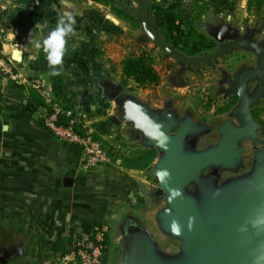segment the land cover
<instances>
[{
	"label": "crops",
	"instance_id": "0c3cea01",
	"mask_svg": "<svg viewBox=\"0 0 264 264\" xmlns=\"http://www.w3.org/2000/svg\"><path fill=\"white\" fill-rule=\"evenodd\" d=\"M209 1L149 0L148 4L158 2L168 7L182 19V27L186 25L203 34L198 25L205 15L211 12L230 16L225 9L213 10ZM139 7L140 0H3L0 3L1 50L14 60L22 76L15 82L0 79V235L16 238L13 260L17 264H63L59 258L70 242L88 237L98 228L109 230V236L114 230L120 250L122 225L130 218L142 220L152 231L150 214L135 213L129 206L138 184L143 196L142 189L155 190L157 183L146 181L144 173L154 180L149 171L157 151L141 145L132 135L137 149L123 158L145 149L153 150L154 158L145 168L129 166L116 156L108 165L85 170L81 147L57 139L42 123L43 107L36 108L27 100L30 90H36L30 86V80L38 77L47 84L46 95L57 105L80 106L87 125L97 136L100 127L94 120L102 123L107 119L117 129L125 128L122 120L118 124L110 122L113 104L101 93L120 82L110 76L128 80L127 86L137 85L123 76L121 62L126 56L142 51L132 34L140 24ZM65 10L73 14L76 23L74 33L67 38L60 75L52 76L44 52L35 43L55 27L58 16ZM153 15L152 11L148 13L149 26L151 23L152 32L158 31L161 36L162 30L155 29ZM226 22L234 25L231 20ZM236 26L242 31L247 24ZM261 33L264 35V26ZM145 44L140 47L150 45ZM174 81L180 85L177 77ZM122 92L125 93L123 88ZM262 100L264 97L251 109ZM65 177L72 180L68 186L64 185ZM156 231L160 237H167L158 227ZM118 248L114 246L112 255L107 251L105 264L114 263Z\"/></svg>",
	"mask_w": 264,
	"mask_h": 264
},
{
	"label": "water",
	"instance_id": "95a60500",
	"mask_svg": "<svg viewBox=\"0 0 264 264\" xmlns=\"http://www.w3.org/2000/svg\"><path fill=\"white\" fill-rule=\"evenodd\" d=\"M148 2L141 0L140 6L143 36L163 50L167 57L189 65L244 46L255 52L257 66L240 75L235 73L234 81L229 82L230 93L238 97L230 116H234L241 126L226 120L219 128L221 135L218 142L196 151L185 150L189 146L185 144V139L190 134L204 130L205 125L192 118H179L175 107L166 106L163 110L152 108L149 102H142L138 97L123 93L120 85L109 86L112 91L106 98L113 104L110 122L118 124L122 120L125 125H130L131 134L139 139L141 145L157 151L156 161L149 173L157 180L154 192L160 196L165 191L170 208L159 210L155 220L158 230L178 240L177 247H163L159 238L141 220L130 218L125 228L121 229V248L113 264H258L257 257H264V225L254 226V222L264 219V149H260L255 156L247 178L240 184L233 183V193H228L224 184L217 191L219 195H213L208 201L201 198L203 204L201 201L194 204L183 194L182 189L192 179H198L209 167L218 170L229 168L234 157L239 156L234 152L235 140L250 138L255 128L263 130V126L254 119L251 107L264 97V45L261 42L234 40L237 27L223 23L214 29V39H229V43L215 53L189 59L172 46L164 44L150 30ZM173 75L177 76L175 72ZM257 79L256 91L249 96L247 86ZM173 129L176 130L172 132ZM161 132L168 138L166 148L158 142ZM160 169L170 173L167 184L156 175ZM71 181V178L65 177L64 185L68 186ZM172 189L181 190L182 195L170 198ZM189 217L195 218L191 231L187 226ZM173 219L181 225L179 235L170 230ZM259 264H264V261Z\"/></svg>",
	"mask_w": 264,
	"mask_h": 264
},
{
	"label": "rangeland",
	"instance_id": "374dc122",
	"mask_svg": "<svg viewBox=\"0 0 264 264\" xmlns=\"http://www.w3.org/2000/svg\"><path fill=\"white\" fill-rule=\"evenodd\" d=\"M0 1V3H2ZM214 3V5H213ZM208 5L212 7L213 10H217L218 7L225 9L227 12H229L230 16H225L224 15H216L211 14V12L208 15H205L203 19H200L201 24H204L206 22H210V25L212 26L211 29L208 30H203V34L205 37L209 40V45L206 50H203V53L196 57H187L189 59H194V58H199L202 57L203 54H206V52L217 49L220 45L223 44V41L225 40H215L214 39V29L217 27L219 24L227 23L226 21L231 20V22L234 24L232 26L237 27L236 25L240 24H247L249 28H254L256 26V23L259 25H264V0H210L208 2ZM140 6H141V0H140ZM140 10V7H139ZM206 17V18H205ZM139 23L137 24L136 29L134 28L132 30V34L135 39V43L137 46H139V50L145 51L148 54L151 55L152 57V65L156 72L160 76V81L157 85H147V86H127L130 82L128 80L115 77V76H110L109 78H112L116 81H120L119 83L117 82V85H120L123 88V91L129 95H132L134 97L140 98L142 102H149V105L152 108H159L163 110L166 106L170 107H177L176 105L182 106V110H185L184 113H179V109L177 108V114L179 118L186 119V118H192L193 120L205 125L204 130H200L199 132L195 134H190L186 137L185 139V144L189 145L188 147L185 148V150H191V151H196V150H202L208 146L214 145L215 143L212 142L210 139L209 135L210 133H220L219 128L220 126H216L212 130L210 129V122H214L215 119L213 116H215V107L216 103L215 100L217 97H214V94L212 93L211 87L213 86L212 80H215L217 77L220 78L219 73L217 71H214V69L217 67V64H233L234 63V57L239 55L241 51H230V53L223 54L221 56H218L215 59H210L206 61H202L199 63L195 64H189L186 70H181L180 71V63L176 60H173L169 57L166 56L165 52L161 49H159L154 43L148 38L144 37V30L142 27L141 23V13H139ZM196 22L193 23V26H195ZM236 24V25H235ZM150 28V26H149ZM151 30V28H150ZM237 32H234L235 35H237L236 38L242 35L244 30L241 31L240 28L237 27ZM154 33V32H153ZM155 34V33H154ZM235 38V39H236ZM160 39L162 41H165V43H170L167 42V38L165 35L162 34L160 36ZM167 40V41H166ZM143 43V45L150 44L149 47L144 46L143 48L140 47V45ZM164 43V44H165ZM167 45V44H166ZM170 46V45H169ZM238 49V48H236ZM243 53L245 51H242ZM182 55V54H181ZM184 56V55H183ZM205 56V55H204ZM226 56V57H224ZM186 57V56H184ZM211 61V63H209ZM169 65H167V63ZM169 67H173L172 70H168ZM210 69L214 71V73H211ZM170 71V74H169ZM175 72L177 76L171 74V72ZM216 75V77H215ZM178 77L180 79V85H176L174 79ZM216 81V80H215ZM128 87V88H127ZM169 94L171 97L175 100H182V105L180 103H169L166 105L165 101H162L164 98V95ZM102 95V93H101ZM216 98V99H215ZM236 102L234 103V106L237 104L238 99L236 98ZM218 103V102H217ZM233 106V107H234ZM233 107L226 106L221 112L225 113V116L227 117V120H231L233 125H236L235 123H239L234 116H230V112ZM104 114V113H103ZM255 116L257 117L256 119L260 120L258 123H260L263 126V138H264V100L261 101L260 105L257 106L255 110ZM95 118V115L93 116ZM106 119V118H105ZM219 119V118H218ZM107 120V119H106ZM102 121L100 123L98 120H94L100 127L98 128V133L100 134V141L102 144L110 149L114 155L119 157L120 159L123 158L124 154L125 155H131L133 154V149H137V143L135 141H132V134L130 131V125H126V127H120V129H117L113 125H110L107 123V121ZM98 121V122H97ZM218 121V120H216ZM210 126V127H209ZM176 129H173L175 131ZM109 135V136H108ZM104 137V138H103ZM192 138L193 142H192ZM264 140V139H263ZM134 142V143H133ZM264 143V142H261ZM234 144L236 145V148L239 147L238 140H235ZM264 149V148H260ZM260 149L257 150L251 157V165L253 166L254 163V158L257 155V153L260 151ZM251 166V168H252ZM211 168V167H210ZM210 168H207L212 171ZM215 169L214 173H216L215 176H210L206 177L204 176V171L207 170L205 169L201 176L203 179L201 180L200 177L196 180L192 179L191 181L188 182L187 186L193 185L192 189H190V192L188 194V199L191 201V203L197 204V202L201 201L203 204L204 201L202 199H205L208 201L217 191H220V187L224 184H226L225 188L227 192L231 191L233 193L234 191V182L231 181H226L225 178H223L224 170H218L215 167H212V169ZM250 173V170L248 172V175ZM144 179L148 181L149 183H157V180L154 178V180H150L149 175L147 172L144 173ZM206 178V179H205ZM205 179V180H204ZM234 181V180H232ZM238 184V183H237ZM139 185V184H138ZM137 185L136 190V196L135 198H131L130 200V206L129 208L134 210L135 213H141V214H150L151 216V224L153 225L152 231H156L158 225L156 224V221L154 219V215L156 216V211L161 210L159 207H156V203H153L150 200V197H146L145 195L140 192L141 188ZM229 186V187H228ZM230 196V194H228ZM231 197H233L231 195ZM202 198V199H201ZM208 206V205H207ZM170 208V207H169ZM138 215V214H137ZM149 218V217H148ZM150 219V218H149ZM142 221V220H141ZM150 222V220H149ZM147 223V221H146ZM118 224V222H117ZM114 228V223L111 225ZM109 231V230H108ZM112 233L109 237V246L107 247V251L110 250V255H112V249L114 246L117 248L119 247L118 243V235L115 234L114 230H112ZM156 237L159 238L161 244L163 247H177L178 242L176 244H165L163 242L162 237H160V232H154ZM170 238V237H168ZM119 239H121V236H119ZM114 251V250H113ZM118 253H119V248H118ZM109 255V257H110ZM114 257V254H113ZM60 261H61V255H60ZM1 264H17L15 263V260L11 262H6V263H1Z\"/></svg>",
	"mask_w": 264,
	"mask_h": 264
},
{
	"label": "flooded vegetation",
	"instance_id": "af4514ba",
	"mask_svg": "<svg viewBox=\"0 0 264 264\" xmlns=\"http://www.w3.org/2000/svg\"><path fill=\"white\" fill-rule=\"evenodd\" d=\"M199 27H201L203 30H208L211 29L212 26L210 25V22H206L204 24H199ZM263 26L264 25H259L258 23H256V26L254 28H249V26L245 27V30L243 32L244 36L241 37L239 36L238 38L234 39V40H242V41H247V42H251V43H259L261 42L262 45H264V35L261 33L263 30ZM262 28V30H261ZM152 31V30H151ZM229 43V41L225 40L223 41V44L220 45L217 49L215 50H210L208 52H206V54L204 55H210L211 53H215L216 51H218L219 49L223 48L225 45H227ZM261 45V46H262ZM171 46V45H170ZM234 51H241L239 53V55L234 57V63L233 64H215L217 65V67L214 69V71H217L219 73L220 78L217 79L216 75H215V80H212V84L213 86L211 87L212 93L214 94V97H217V99L215 100L216 103V107H215V116L214 122H210V129L212 130L213 128H215L218 124V126H222L224 124V122L227 120V117L225 116V113H222L221 111L226 107H233L234 103L236 102V98L238 99V97L234 94H230L229 93V82L230 81H234V74L237 73L238 75L242 74L243 72H246L248 70H252L255 69L257 66V59H256V55L255 52L246 49V47H239L238 49H235ZM242 51H245L244 53ZM226 57V56H224ZM217 58V57H216ZM215 59V58H213ZM167 65H169L168 62H166ZM180 63V62H179ZM211 63V61L209 62ZM180 71L181 70H186L188 67V64H182L180 63ZM173 67H169L168 70H172ZM211 73H214V71L212 69H210ZM257 80H255L254 82H250L248 85V90H247V94L250 96L251 94H253L256 91V85H257ZM112 89L107 87L103 89V95H108L109 93H111ZM162 101H165L166 105L173 102H177L180 103L182 105V100H175L171 97V95L166 94L164 95V98L162 99ZM218 102V103H217ZM178 109H179V113H184L185 110H182V106H180L179 104L177 105ZM257 107H253L251 109L252 115L255 117V119L257 118L255 116V110ZM219 118V119H218ZM218 120V121H216ZM258 122H260V120L256 119ZM235 126H241L239 123H235ZM210 139L212 140L213 143H217L219 138H220V134L219 133H210L209 135ZM192 138V142H193ZM263 133L260 129L255 128L253 130L252 135L250 136V138L247 139H241L238 140L239 143V147H237L235 149L234 152L238 153L239 156H235L234 157V162L233 164H231V166H229V168L227 170H224V174H223V178L226 179V181H231V182H235V183H242L248 176V172L251 169V160L250 157L257 152L258 149L260 148H264V143H260L259 141L263 140ZM235 153V154H236ZM210 168V167H209ZM212 171L210 172V170H205L204 171V176L206 177H210V176H215L216 173H214L215 169L212 167L210 168ZM206 179V178H205ZM234 180V181H232ZM187 186V185H186ZM184 187L182 189L183 194L187 195L190 192V189H192L193 185H190L188 187ZM144 195L146 197H150V200L153 203H156V207L161 210H167L169 209L170 205L168 203V196L167 193L165 191H163V193L158 196L153 190H145L142 189ZM128 222V220L124 223V225ZM122 225V226H124ZM125 228V226H124ZM123 238V236L121 237ZM163 242H165V244H176L178 241L174 238H168V237H162ZM8 244V246L6 245ZM11 244V245H10ZM163 244V243H162ZM16 245V238L13 237H4L0 235V264L1 263H8L10 261H12L15 258V252H13V249Z\"/></svg>",
	"mask_w": 264,
	"mask_h": 264
},
{
	"label": "built area",
	"instance_id": "2783aa9c",
	"mask_svg": "<svg viewBox=\"0 0 264 264\" xmlns=\"http://www.w3.org/2000/svg\"><path fill=\"white\" fill-rule=\"evenodd\" d=\"M2 1V0H0ZM2 35L0 34V79L15 82L22 76L15 66L14 60L6 57L1 50ZM21 46V43H18ZM30 86L43 96L50 105L51 111L44 110L41 118L43 125L60 141L76 144L82 149V167L90 170L98 166L108 165L116 157L102 142L93 137V130L87 125L82 108L78 105L60 107L52 101L47 84L38 77H32ZM65 113V121H58L57 114ZM82 129V131H81ZM105 228L96 229L90 236L73 239L66 251L61 255L63 264H105L107 244Z\"/></svg>",
	"mask_w": 264,
	"mask_h": 264
},
{
	"label": "trees",
	"instance_id": "16d2710c",
	"mask_svg": "<svg viewBox=\"0 0 264 264\" xmlns=\"http://www.w3.org/2000/svg\"><path fill=\"white\" fill-rule=\"evenodd\" d=\"M148 11V13L152 11L154 14L153 23L155 24V29L159 30L157 28H160L167 40L170 42L163 43L171 45L178 53L186 57H196L203 53V50L210 47L209 40L204 34H201L186 25L182 27V19L169 10L168 7H162L158 2H152L148 4ZM150 28L153 30L151 23ZM155 35L160 39L158 31L155 32ZM121 64L123 76L133 80L138 86L157 85L160 81V76L152 65V57L145 51H140L126 56L122 60ZM27 100L36 108L43 107V109L47 112L52 110L50 105L44 101L42 96L37 93L36 90H30ZM57 119L61 122L67 120L68 117L65 113L61 112L57 114ZM93 137L98 140L100 139L96 133H93ZM153 158L154 151L145 149L144 151L139 152V154L123 158L122 162L134 168L143 169L150 164ZM105 243L109 246L108 231L105 235ZM106 255L107 250L105 256Z\"/></svg>",
	"mask_w": 264,
	"mask_h": 264
},
{
	"label": "clouds",
	"instance_id": "9594fccd",
	"mask_svg": "<svg viewBox=\"0 0 264 264\" xmlns=\"http://www.w3.org/2000/svg\"><path fill=\"white\" fill-rule=\"evenodd\" d=\"M75 17L70 11L65 10L62 14H60L57 18V22L54 28L49 30L47 34L41 37L36 41L35 47L37 49H42L44 52L48 67L51 70L50 75L57 76L60 75L59 69L63 65L64 56L67 51V38L70 37L74 33V25H75ZM159 144L161 147H167V136L160 133ZM157 177L161 180V182L167 184L170 179V173L166 169H160L156 172ZM219 195V192L215 193ZM182 195L181 190L172 189L171 197L172 199L179 197ZM195 218H188V230L191 231L194 225ZM264 225V219H257L254 222V226ZM170 230L175 232L177 235L181 233V225L178 221L173 219L170 222ZM243 230V229H242ZM258 264L260 261H264V257H257Z\"/></svg>",
	"mask_w": 264,
	"mask_h": 264
}]
</instances>
